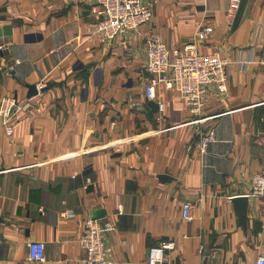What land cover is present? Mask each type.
Returning a JSON list of instances; mask_svg holds the SVG:
<instances>
[{"label": "crops", "instance_id": "0c3cea01", "mask_svg": "<svg viewBox=\"0 0 264 264\" xmlns=\"http://www.w3.org/2000/svg\"><path fill=\"white\" fill-rule=\"evenodd\" d=\"M145 1L150 21L102 44L94 0H0V98L21 106L12 134L0 121V264H85L78 239L97 209L114 223L104 240L116 263L145 261L164 242L161 264L264 254L263 204L248 195L244 232L230 201L264 173V0H241L230 27L228 0ZM205 25L198 51L226 59L227 93L209 88L201 124L175 92H159L158 113L143 94L147 39L179 47ZM65 208L72 219L59 217ZM31 241L44 242L43 261L28 257Z\"/></svg>", "mask_w": 264, "mask_h": 264}, {"label": "built area", "instance_id": "2783aa9c", "mask_svg": "<svg viewBox=\"0 0 264 264\" xmlns=\"http://www.w3.org/2000/svg\"><path fill=\"white\" fill-rule=\"evenodd\" d=\"M241 0H228L225 9V25L230 27L235 20ZM90 11L95 15L94 32L102 44H109L127 31L138 33L140 26L149 22L152 17L151 3L145 0H94ZM213 32L212 25L200 27L193 38L179 47H169L158 37L147 39L145 48V70L149 73L144 85L143 94L148 100L156 101L157 112H162L164 105L157 101L160 91L177 93L185 103L192 121L203 123L202 116L207 102L208 90L214 87L216 91L227 93L228 73L227 61L218 52L200 53L198 41L204 40ZM21 109L14 96L0 98V121L7 135L13 133L15 116ZM157 119H160L158 114ZM212 126L200 131L197 147L203 151L208 142L214 139ZM248 195L258 199L264 207V173H254L250 177V191ZM59 217L70 220L74 217L71 208H65ZM181 218H193V206L185 201L181 207ZM115 229L114 223L105 217L95 218L88 216L85 220L78 245L84 251L85 264H161L164 260V251L172 249V242L151 247L145 261L114 262L109 256L110 244L104 240V235ZM28 257L33 261H43L44 242L31 241L28 243ZM254 264H264V254H258Z\"/></svg>", "mask_w": 264, "mask_h": 264}, {"label": "water", "instance_id": "95a60500", "mask_svg": "<svg viewBox=\"0 0 264 264\" xmlns=\"http://www.w3.org/2000/svg\"><path fill=\"white\" fill-rule=\"evenodd\" d=\"M27 87V96H33L37 93L35 84H26ZM148 104L152 109L157 108V104L153 101H148ZM164 178L166 176L163 175ZM234 212L238 219V225L242 228V230L246 231V220H247V208H248V196L246 194H238L234 195L230 199ZM104 211L102 209H97L93 212L92 217L99 218L103 216Z\"/></svg>", "mask_w": 264, "mask_h": 264}]
</instances>
